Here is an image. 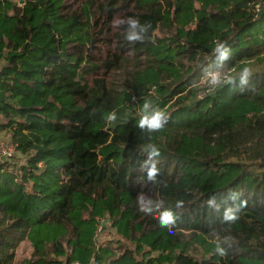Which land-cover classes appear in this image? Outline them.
I'll return each instance as SVG.
<instances>
[{
	"label": "trees",
	"instance_id": "1",
	"mask_svg": "<svg viewBox=\"0 0 264 264\" xmlns=\"http://www.w3.org/2000/svg\"><path fill=\"white\" fill-rule=\"evenodd\" d=\"M0 60V264H264V0H0Z\"/></svg>",
	"mask_w": 264,
	"mask_h": 264
},
{
	"label": "built area",
	"instance_id": "2",
	"mask_svg": "<svg viewBox=\"0 0 264 264\" xmlns=\"http://www.w3.org/2000/svg\"><path fill=\"white\" fill-rule=\"evenodd\" d=\"M14 1L18 7L24 5V0H12ZM220 74L216 72H211L206 75L203 82L208 80L209 83L216 81L219 78ZM15 146L10 143V141L6 138L0 139V163H10L15 159ZM96 230L93 235V243H94V253H99L103 247V243L105 242L103 237L106 228L109 226V221L106 216H98L95 218ZM104 241V242H101ZM69 264H79L78 262H71Z\"/></svg>",
	"mask_w": 264,
	"mask_h": 264
},
{
	"label": "rangeland",
	"instance_id": "3",
	"mask_svg": "<svg viewBox=\"0 0 264 264\" xmlns=\"http://www.w3.org/2000/svg\"><path fill=\"white\" fill-rule=\"evenodd\" d=\"M196 5H198V4H196ZM2 64H3V61L0 60V67L2 66ZM253 64L254 65H251V67L248 69V71L261 70L262 67H264V63L263 64L253 63ZM203 80H202V82H203ZM1 138L8 139V137H5V136H0V139ZM14 155H15L14 161L10 162L9 164L19 165L20 163L23 162V161H21L19 154L15 153ZM113 235H114V230L113 229L111 230L108 227V228H106V231L104 232L102 238L104 239V241H108V240L112 239ZM104 241H101V242H104ZM30 254H31V247H30L29 243H27V242L21 243L15 251V264H23V262L30 257Z\"/></svg>",
	"mask_w": 264,
	"mask_h": 264
}]
</instances>
